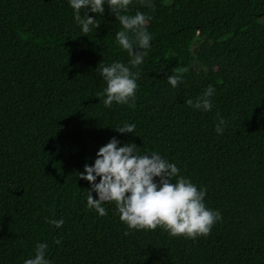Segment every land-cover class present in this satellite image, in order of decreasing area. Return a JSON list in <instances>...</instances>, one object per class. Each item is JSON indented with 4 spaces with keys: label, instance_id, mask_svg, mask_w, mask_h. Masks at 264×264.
<instances>
[{
    "label": "trees",
    "instance_id": "16d2710c",
    "mask_svg": "<svg viewBox=\"0 0 264 264\" xmlns=\"http://www.w3.org/2000/svg\"><path fill=\"white\" fill-rule=\"evenodd\" d=\"M151 4L132 0L128 12L151 17V46L131 69L135 107L109 108L96 69L131 58L107 5L88 12L100 26L84 36L68 0H0V264H24L38 243L50 264H264V0ZM185 67L172 88L166 78ZM209 85L211 111L186 105ZM126 123L132 134L115 131ZM113 137L206 188V207L222 217L211 234L129 230L114 203L104 216L89 209L78 174ZM61 218L60 228L46 222Z\"/></svg>",
    "mask_w": 264,
    "mask_h": 264
},
{
    "label": "clouds",
    "instance_id": "9594fccd",
    "mask_svg": "<svg viewBox=\"0 0 264 264\" xmlns=\"http://www.w3.org/2000/svg\"><path fill=\"white\" fill-rule=\"evenodd\" d=\"M74 10L75 22L81 26L82 32L87 34L92 28L98 29L100 21L88 15L103 16L105 5L114 14L122 30L116 33L115 39L119 46L127 51L128 66L120 61L110 65L99 64V71L106 87L97 93L104 97L103 105L111 107L114 103L128 104L135 107V96L138 90V72L131 69L141 65L150 48L152 36L147 31L151 17L137 11L134 15L128 14L132 0H68ZM143 6L152 7L151 0H141ZM82 10L84 14L82 15ZM136 50V51H134ZM188 68H175L167 82L172 88L182 82L183 74ZM215 89L209 85L202 95L186 100V105L205 112L211 111ZM131 102V103H130ZM219 118V113L217 114ZM225 120L219 118L216 132L223 133ZM135 124H125L115 131L120 134H132ZM135 143L124 144L113 137L97 152L94 165L85 164L84 172L78 178L86 180L91 185L87 191V206L94 209L100 216L106 215L105 203H114L116 212L122 223L129 230H152L157 227L166 231L171 237H184L195 240L198 237H207L222 217L218 210L206 207L204 200L206 188H198L190 179L179 176V169L174 163L164 159L158 152L142 154ZM99 177V183H97ZM174 177H179L175 182ZM96 193L94 198L92 193ZM47 223L60 228L64 224L63 218L59 220L46 219ZM125 232V235H128ZM59 244L60 241L56 240ZM48 245L38 243L35 245L33 258L24 260V264H50L45 254Z\"/></svg>",
    "mask_w": 264,
    "mask_h": 264
},
{
    "label": "rangeland",
    "instance_id": "374dc122",
    "mask_svg": "<svg viewBox=\"0 0 264 264\" xmlns=\"http://www.w3.org/2000/svg\"><path fill=\"white\" fill-rule=\"evenodd\" d=\"M264 21V20H263Z\"/></svg>",
    "mask_w": 264,
    "mask_h": 264
}]
</instances>
